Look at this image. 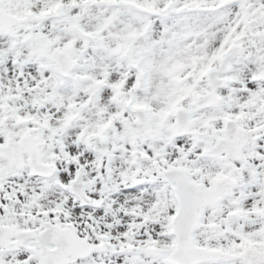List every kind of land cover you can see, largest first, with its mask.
<instances>
[{"label":"snow or ice","instance_id":"obj_1","mask_svg":"<svg viewBox=\"0 0 264 264\" xmlns=\"http://www.w3.org/2000/svg\"><path fill=\"white\" fill-rule=\"evenodd\" d=\"M0 264H264V0H0Z\"/></svg>","mask_w":264,"mask_h":264}]
</instances>
